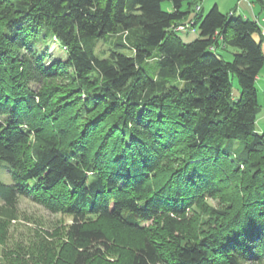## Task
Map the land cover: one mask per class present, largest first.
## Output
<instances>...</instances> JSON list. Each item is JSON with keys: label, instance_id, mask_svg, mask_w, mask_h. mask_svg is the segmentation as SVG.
Listing matches in <instances>:
<instances>
[{"label": "trees", "instance_id": "obj_1", "mask_svg": "<svg viewBox=\"0 0 264 264\" xmlns=\"http://www.w3.org/2000/svg\"><path fill=\"white\" fill-rule=\"evenodd\" d=\"M202 1L0 0V264H264V36ZM22 198L71 222L7 250Z\"/></svg>", "mask_w": 264, "mask_h": 264}, {"label": "rangeland", "instance_id": "obj_2", "mask_svg": "<svg viewBox=\"0 0 264 264\" xmlns=\"http://www.w3.org/2000/svg\"><path fill=\"white\" fill-rule=\"evenodd\" d=\"M215 5H217L221 12L231 13L232 11H237L245 14L246 16H253V12L260 14L264 12V3L255 4L250 0H203L201 2L202 13L207 14ZM165 11H172L173 6L170 2H165L162 5ZM263 18V17H262ZM183 27L180 25L179 28ZM178 35L185 41L191 42L199 37V32L196 29L195 31H181ZM114 39L107 42L103 41L98 43L96 48V54L101 58H106L110 54V49L112 48L111 42ZM47 45L50 48V53L55 58L65 56V53L59 44L47 38ZM233 48H229L228 51L218 52L219 54L225 55V59L232 60ZM234 95H240V86L236 77L232 78ZM256 87L258 90V99L261 105H264V69L261 71L260 76L256 82ZM257 131L259 133L264 132V109L258 115V121L256 124ZM0 179L6 183L10 182V175L7 173V170H1ZM219 199H207L206 201L213 207H219ZM18 219L11 221L8 227V248L16 249V245H28L35 244L37 241V235H44L48 239V233L54 232L57 227L62 225H68L71 222V217L63 216L54 212H51L48 209H45L40 204L33 202L30 199L22 198L20 199L18 206L16 207ZM3 249V247H2ZM2 255V254H1ZM28 257V256H27ZM113 260V258L111 257Z\"/></svg>", "mask_w": 264, "mask_h": 264}, {"label": "built area", "instance_id": "obj_3", "mask_svg": "<svg viewBox=\"0 0 264 264\" xmlns=\"http://www.w3.org/2000/svg\"><path fill=\"white\" fill-rule=\"evenodd\" d=\"M260 29H261V32H262V35L264 36V17L263 18H260V19H257L256 20ZM189 28V25H186V26H183L181 28H179L180 30H185V29H188Z\"/></svg>", "mask_w": 264, "mask_h": 264}, {"label": "crops", "instance_id": "obj_4", "mask_svg": "<svg viewBox=\"0 0 264 264\" xmlns=\"http://www.w3.org/2000/svg\"><path fill=\"white\" fill-rule=\"evenodd\" d=\"M238 14L242 15L244 17L250 18V19H254V20H257V19H260V18L264 17V12L260 13V14H256L255 12H253V16H246L245 14H243L241 12H239Z\"/></svg>", "mask_w": 264, "mask_h": 264}]
</instances>
